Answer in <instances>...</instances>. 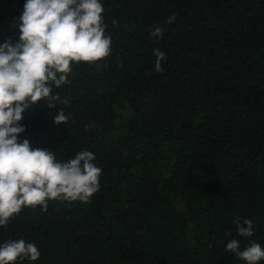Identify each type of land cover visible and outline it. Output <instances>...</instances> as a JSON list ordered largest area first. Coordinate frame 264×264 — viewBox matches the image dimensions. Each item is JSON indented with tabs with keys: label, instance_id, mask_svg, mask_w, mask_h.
<instances>
[{
	"label": "trees",
	"instance_id": "trees-1",
	"mask_svg": "<svg viewBox=\"0 0 264 264\" xmlns=\"http://www.w3.org/2000/svg\"><path fill=\"white\" fill-rule=\"evenodd\" d=\"M25 2L0 0V44L18 40ZM100 3L109 56L72 63L52 85L66 103L27 109L18 137L58 162L93 153L99 191L22 207L0 245L24 239L41 253L14 264H247L226 244L264 248V0ZM234 218L251 219L253 236Z\"/></svg>",
	"mask_w": 264,
	"mask_h": 264
},
{
	"label": "clouds",
	"instance_id": "clouds-1",
	"mask_svg": "<svg viewBox=\"0 0 264 264\" xmlns=\"http://www.w3.org/2000/svg\"><path fill=\"white\" fill-rule=\"evenodd\" d=\"M103 12L100 0H26L18 40L0 44V226L22 207L46 210L48 201L54 200L89 203L99 191L102 169L93 162V153L81 151L58 162L49 149L33 148L29 140L18 137L25 132L20 122L27 109L42 100L49 109L66 103L52 94V85L59 88L67 81L72 63H94L109 56L111 38L105 35ZM174 21L172 16L167 23ZM163 32L154 27L150 35L161 39ZM153 54L155 68L161 71L166 55L159 49ZM68 119L61 110L54 123L66 124ZM234 223L240 236H253L251 219L234 218ZM226 250L247 264L264 259V248L254 241L241 251L240 241L231 239ZM40 254L35 244L13 240L0 245V264H14L17 258L36 261Z\"/></svg>",
	"mask_w": 264,
	"mask_h": 264
}]
</instances>
